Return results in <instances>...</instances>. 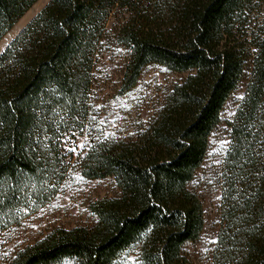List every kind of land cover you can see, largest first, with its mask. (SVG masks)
<instances>
[{"label":"trees","instance_id":"1","mask_svg":"<svg viewBox=\"0 0 264 264\" xmlns=\"http://www.w3.org/2000/svg\"><path fill=\"white\" fill-rule=\"evenodd\" d=\"M37 1L0 0V40ZM106 40L129 50L122 94L151 64L193 74L137 138L75 156L63 141L86 121ZM246 71L212 264H264V0H50L0 55V231L49 202L72 162L121 193L91 205L92 227L55 230L4 264H114L133 246L141 264H191L183 248L204 217L187 184Z\"/></svg>","mask_w":264,"mask_h":264},{"label":"rangeland","instance_id":"2","mask_svg":"<svg viewBox=\"0 0 264 264\" xmlns=\"http://www.w3.org/2000/svg\"><path fill=\"white\" fill-rule=\"evenodd\" d=\"M49 2L38 0L0 40V55ZM128 57L129 50L126 47L110 40L103 42L92 73L86 121L83 128L75 126V135H72L67 145L68 148L77 146L75 156L84 154L102 138L125 141L137 138L164 107L174 88L193 74L190 71L172 72L161 65L151 64L143 69L136 86L122 94L121 81ZM249 77L250 71H246L245 77L226 101L220 114V123L209 136L206 156L187 184V189L201 202L204 217L199 239L187 243L183 248V255L191 264H212L213 261L220 231L222 174L230 147V124L244 98ZM79 145L84 147L80 148ZM72 163V171L49 202L33 213L26 212V216L18 223L0 231V264L7 263L19 251L55 230L92 227L97 220L91 212V205L120 195L121 191L113 177L85 179L75 171V162ZM138 254V246H133L114 264H141ZM61 264L75 263L64 261Z\"/></svg>","mask_w":264,"mask_h":264},{"label":"snow or ice","instance_id":"3","mask_svg":"<svg viewBox=\"0 0 264 264\" xmlns=\"http://www.w3.org/2000/svg\"><path fill=\"white\" fill-rule=\"evenodd\" d=\"M94 119H95V118H94ZM100 123L103 124L104 121H100ZM72 135H75V133H74V132L71 133V134L68 136V139L65 140V141H63V142H64V143H68L69 140L71 139V136H72ZM226 143H227V142H226ZM79 147H80V148H83L84 145H79ZM65 151L75 153V152L77 151V146H74V147H72V148H66ZM213 243H214V241H213Z\"/></svg>","mask_w":264,"mask_h":264}]
</instances>
